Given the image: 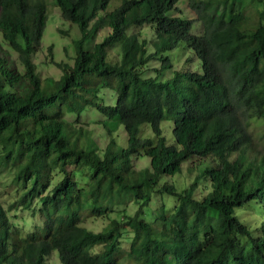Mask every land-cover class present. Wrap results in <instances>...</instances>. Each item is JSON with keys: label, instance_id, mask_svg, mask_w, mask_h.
<instances>
[{"label": "trees", "instance_id": "16d2710c", "mask_svg": "<svg viewBox=\"0 0 264 264\" xmlns=\"http://www.w3.org/2000/svg\"><path fill=\"white\" fill-rule=\"evenodd\" d=\"M53 1L80 31L73 63L56 62L57 79L41 76L34 60L46 0H0V176L7 170L23 189L7 206L0 200V264H50L52 255L60 264H264V149L254 150L252 135L257 126L264 141V0H255L253 23L247 0ZM144 25L154 38L133 30ZM111 44L118 60L108 59ZM183 47L195 69H173L169 53ZM153 59L159 67L147 74ZM101 88L114 91L112 105L101 102ZM89 107L104 115L108 134L124 128L125 146L114 136L102 151L89 142L76 124ZM164 120L173 121L169 143ZM144 123L152 136H141ZM140 157L150 158L147 167L137 168ZM194 157L188 185L160 181ZM199 181L210 186L201 198ZM131 202L132 214H116ZM247 204L258 230L244 221ZM35 213L29 229L25 215ZM90 217L107 225L93 230L84 225Z\"/></svg>", "mask_w": 264, "mask_h": 264}, {"label": "rangeland", "instance_id": "374dc122", "mask_svg": "<svg viewBox=\"0 0 264 264\" xmlns=\"http://www.w3.org/2000/svg\"><path fill=\"white\" fill-rule=\"evenodd\" d=\"M256 3L255 0H247L246 5L244 6L245 15L248 18V21L253 23L258 20L259 14L255 11L254 4ZM46 6H47V19H46V25L43 31V35L41 38V44L40 49L38 50L37 56L34 58V60L37 62L38 70L41 76L44 77H53L57 79L61 74L60 66L57 65L56 62H67L68 64L73 63V59L75 57V40L80 38V31L77 26V24L70 22L69 20L64 19L60 15V10L56 6L53 0H46ZM178 6L182 8L183 14H185L187 17H195V12L189 8L187 2L179 3ZM259 8H262V4H259ZM143 28V30H142ZM139 30L142 31V37H145L146 39H152L154 38L153 30L150 29L148 26L143 27H133V30ZM197 30V28H195ZM108 32V29H102L100 32L96 33V35L92 36L90 40L86 41V46L90 47L93 43L99 42L103 36ZM89 41V42H88ZM88 42V43H87ZM112 45V44H111ZM6 48V46H3ZM48 47H51V54L48 51ZM154 48V45H151V43L148 44V49L152 50ZM178 50V49H176ZM7 54H9L10 59L15 60L17 63V66L22 69L17 54L8 49ZM172 61L174 62L173 67L178 69L184 68V60L188 57V55H193V51L188 49H182V51L179 53L178 51H173L169 53ZM120 57V51L119 47L113 46L109 47L108 49V59L111 61L118 60ZM159 66V60H151L149 62L148 69L146 71L147 74L154 73L155 71L153 68H158ZM196 68V67H195ZM194 68V69H195ZM169 72L166 70L163 74L167 75ZM100 95L103 96V100L106 104H113L115 101V94L114 91L111 88H101ZM69 120L74 121V117L70 114L66 116ZM101 120H103V116L98 110L94 109H87L85 110L80 116L79 120L76 124H79L83 126V130H87L90 134L87 139L89 142H94L99 147L100 151H102L109 142V137L106 135L101 123ZM98 122V123H96ZM85 124V125H84ZM161 127L163 130V135L166 138L167 143L173 141V134H172V127H173V121L164 120L161 123ZM257 127V126H256ZM256 127H253V148L254 150H258V148L264 149V141L261 135V131H259ZM113 136L116 139V142L118 143V148L121 145H126L125 140V134L124 129L120 125L114 132H112ZM141 134L143 137L151 136V130L148 123H144L141 126ZM196 157L191 158L187 160L182 165V171L173 176H163L161 178V182H171L175 186L177 185L176 181L178 182L179 187L182 188L184 185H188L191 180V177L187 176H193L194 178V164L196 162ZM137 164V168L146 167L149 162V158L147 157H140L135 160ZM187 169L190 171L188 172ZM54 174V180L53 182H57L61 178V174L58 171V169L53 171ZM78 179L79 176H76ZM170 178V179H169ZM11 176L7 172V170H4L2 172V176H0V200L3 203V206H7L8 202L11 203L15 201L17 198H19V195L23 193V189L16 188L15 185L10 181ZM81 182H84L87 180V178H80L78 179ZM189 182V183H187ZM187 183V184H186ZM210 191V186L205 184L203 181L198 182V187L196 189L195 194L201 198L206 192ZM157 198V197H156ZM166 202L168 205L173 203L174 199L173 197H169L167 195L164 196ZM155 199V198H154ZM153 206L156 205V203H152ZM171 206V205H170ZM118 208V212L116 214H120L122 211H126L127 213L132 214L134 210L136 209V205L132 202L127 205H121L116 207ZM16 212L19 213H27L25 209H17ZM244 220L248 223H250L252 226H257L259 223V220L257 218V215L254 213L253 210H250V208H247L244 210ZM29 221L27 223V228H32L34 224L37 222V220H40V215L38 213H35L32 217L28 214L25 215ZM31 217V218H30ZM108 220L104 219L102 217L99 218H87L84 222V225L93 229V230H101L107 225ZM50 264H60V262L57 260L55 255L51 256V259H49Z\"/></svg>", "mask_w": 264, "mask_h": 264}, {"label": "clouds", "instance_id": "9594fccd", "mask_svg": "<svg viewBox=\"0 0 264 264\" xmlns=\"http://www.w3.org/2000/svg\"><path fill=\"white\" fill-rule=\"evenodd\" d=\"M144 26H148V25H144ZM149 27V26H148ZM199 30V28H197V30L196 29H194L193 31L194 32H197ZM1 45H2V47L3 46H5V44L4 43H1ZM110 47H112V45L110 46ZM182 49H187V48H185V47H183V48H179L178 50H175V53H176V51H178L179 53L182 51ZM170 56V55H169ZM188 57H190V59H191V62L190 63H187L185 60L188 58ZM188 57L184 60V68L183 69H185L187 66L188 67H190L191 69H194L195 67H196V63H197V60H196V57L194 56V53H193V55L191 56V55H188ZM171 58V57H170ZM153 60H156V59H153ZM158 60V59H157ZM172 60V59H171ZM151 61V60H150ZM149 61V62H150ZM173 62V61H172ZM173 65H174V62H173ZM159 67V66H158ZM173 69H178V68H174L173 67ZM183 69H180V70H183ZM154 70V69H153ZM155 71V70H154ZM169 73L167 74V75H164V77H166V76H168V75H170V73H171V70H167ZM156 72H154V73H151V75H154ZM115 94V93H114ZM101 102L102 103H105V101L103 100L104 98H103V96H101ZM115 102V101H114ZM109 105H112V104H109ZM92 107H89V108H87V109H91ZM86 109V110H87ZM92 109H94L95 110V108H92ZM99 111V110H98ZM100 112V111H99ZM101 113V112H100ZM82 114V113H81ZM101 115L103 116V119H104V115L101 113ZM74 117V116H73ZM102 121V120H101ZM96 123H98V122H96ZM101 123V122H100ZM80 124V123H79ZM79 124H77V126L79 125ZM85 125V124H84ZM82 128H83V126H82ZM123 128V127H122ZM124 129V128H123ZM151 130V129H150ZM105 131V130H104ZM105 133H106V135H108V137L110 138L111 136H113V134L111 133V134H108L106 131H105ZM124 134H125V136H126V133H125V130H124ZM141 136H142V134H141ZM151 136H152V132H151ZM143 137V136H142ZM116 140V139H115ZM125 140H126V137H125ZM248 141H251L252 140V138H248L247 139ZM118 144V143H117ZM126 144H127V142H126ZM122 146H125V145H122ZM105 148V147H104ZM147 158H149V157H147ZM149 160H150V158H149ZM149 163V162H148ZM148 166V165H147ZM146 166V167H147ZM143 168V167H142ZM171 178V177H170ZM169 178V179H170ZM168 180V179H167ZM166 180V181H167ZM161 181V180H160ZM245 207H248V208H252L253 207V205H250V204H247ZM253 211H254V209H253ZM254 213L256 214V212L254 211ZM244 215V214H243ZM257 215V218H258V220H259V223H258V225L257 226H255L256 228H257V230H258V228H259V225H260V219H259V216H258V214H256ZM244 217V216H243ZM245 221V220H244ZM248 223V222H247ZM250 224V223H249ZM251 225V224H250Z\"/></svg>", "mask_w": 264, "mask_h": 264}]
</instances>
